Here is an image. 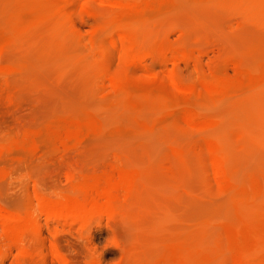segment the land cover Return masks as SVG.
<instances>
[{"label":"rangeland","instance_id":"374dc122","mask_svg":"<svg viewBox=\"0 0 264 264\" xmlns=\"http://www.w3.org/2000/svg\"><path fill=\"white\" fill-rule=\"evenodd\" d=\"M115 2L0 0V264L262 262L264 0ZM96 176L112 215L42 205Z\"/></svg>","mask_w":264,"mask_h":264},{"label":"bare ground","instance_id":"6f19581e","mask_svg":"<svg viewBox=\"0 0 264 264\" xmlns=\"http://www.w3.org/2000/svg\"><path fill=\"white\" fill-rule=\"evenodd\" d=\"M229 1V0H228ZM240 1H243V0H240ZM255 1H257V0H255ZM112 2H115V0H112ZM124 2V1H123ZM239 2V1H238ZM247 2V1H246ZM251 2V1H250ZM261 2V1H260ZM259 2V3H260ZM33 3V2H32ZM115 3H117V5H118V3H119V1L118 2H115ZM234 3V2H233ZM232 3V4H233ZM240 3V2H239ZM255 2H253V4H254ZM258 3V2H257ZM258 3V4H259ZM113 4V3H112ZM121 4H123V3H119V5H121ZM134 4V3H133ZM133 4H129L130 6H132ZM235 4V3H234ZM116 5V6H117ZM129 5H128V7H129ZM242 5V4H241ZM246 6V5H245ZM254 6H256V7H259V6H257L256 4L254 5ZM46 7V6H45ZM113 7H115V6H113ZM117 7H120V6H117ZM123 7V6H122ZM133 7V6H132ZM240 7V6H239ZM251 7V6H250ZM124 8V7H123ZM130 8V7H129ZM238 8V7H237ZM248 8V7H247ZM254 8V7H253ZM252 8V9H253ZM34 9V8H33ZM121 9V8H120ZM245 9V8H244ZM263 9V8H262ZM47 10V9H46ZM250 10V9H249ZM255 10V9H254ZM247 13V12H246ZM249 14V13H248ZM58 18V17H57ZM254 18V17H253ZM46 21H48V20H46ZM125 23V22H124ZM113 24V23H112ZM114 24H115V22H114ZM113 24V25H114ZM118 24V23H117ZM107 25H108V23H107ZM123 25V24H122ZM101 26V25H100ZM106 26V25H105ZM120 26V25H119ZM103 27H104V25H103ZM109 27V26H108ZM107 27V28H108ZM106 28V27H105ZM114 28H117V27H114ZM101 29V28H100ZM119 29H121V28H119ZM102 30H104V29H102ZM110 30V29H109ZM113 31V30H112ZM100 32H101V30H100ZM106 32H103L102 34H103V36H104V34H105ZM99 34V33H98ZM102 34H100V35H102ZM124 34V33H123ZM96 35V34H95ZM117 35V34H116ZM119 36V35H118ZM101 37V36H100ZM100 37H98V38H100ZM116 38H118L117 36H115ZM122 37V36H121ZM116 40V39H115ZM119 40V39H118ZM124 40V39H123ZM111 43H112V41H111ZM114 44V43H113ZM130 47V46H129ZM127 48V49H130V48ZM119 50V49H118ZM131 50V49H130ZM134 50V49H133ZM201 50V49H200ZM102 52V51H101ZM1 54V53H0ZM181 54V53H180ZM182 55V54H181ZM133 55H131V57H132ZM135 56H136V58L138 59H140L141 57H140V55H138L139 57H137V55L135 54ZM143 57V56H142ZM132 58H134V57H132ZM132 58H130V60H133ZM135 58V59H136ZM145 58V57H144ZM137 62H139V61H137ZM4 68V67H3ZM241 71V70H240ZM261 73V72H260ZM242 75V74H241ZM240 75V77L242 78V76ZM260 75V74H259ZM149 76V75H148ZM260 77V76H259ZM171 78V77H170ZM114 79H115V77H114ZM123 79V78H122ZM168 79V78H167ZM235 79V78H234ZM222 80V79H221ZM122 81V80H121ZM170 81V80H169ZM210 81H212V80H210ZM215 81V80H214ZM228 81V80H227ZM173 82V81H172ZM206 82V81H205ZM231 82V81H230ZM118 83V82H117ZM228 83V82H227ZM174 84V83H173ZM173 84H171V85H173ZM211 84V83H210ZM210 84L208 85V87H211V89H213L212 88V86H210ZM215 84V83H214ZM170 85V86H171ZM220 85V84H219ZM222 85V84H221ZM225 85H226V83H225ZM180 86V85H179ZM207 86V85H206ZM177 87V86H176ZM177 88H179V87H177ZM183 87H181V89H182ZM188 88V87H187ZM181 89H179V90H181ZM188 89H191L190 87L188 88ZM195 89V88H194ZM207 89H209V88H207ZM210 89V90H211ZM184 90V89H183ZM193 90V89H192ZM192 90H190V91H192ZM197 90V89H196ZM196 90H195V92H196ZM178 91V90H177ZM194 91V90H193ZM182 92V90L180 91V93ZM186 92V91H185ZM185 92H182L183 93V95H184V93ZM123 93V92H122ZM186 93H188V95H189V93L190 92H186ZM210 93V92H209ZM133 94V95H132ZM138 94H140L139 92H137V94L136 93H131V95L133 96V97H137V96H135V95H138ZM121 95V94H120ZM130 95V97H132ZM144 95V94H143ZM140 96V95H139ZM138 96V97H139ZM147 96V95H146ZM123 97V96H122ZM143 97V96H142ZM148 97V96H147ZM150 97V96H149ZM189 97V96H188ZM193 97V96H192ZM121 98V97H120ZM124 99V98H123ZM141 99V98H140ZM139 99V100H140ZM152 99V98H151ZM151 99H149V100H151ZM154 99V98H153ZM157 99V98H156ZM185 99V98H184ZM191 99V98H190ZM135 100H137V99H135ZM148 100V101H149ZM138 101V100H137ZM155 101V100H154ZM156 101H158V100H156ZM135 102V101H134ZM138 102H142L141 100L140 101H138ZM146 102V101H145ZM159 102V101H158ZM149 103V102H148ZM153 103V102H152ZM155 103V102H154ZM153 103V104H154ZM157 103V102H156ZM158 104V103H157ZM160 104H161V102H160ZM149 105V104H148ZM156 105V104H155ZM154 105V106H155ZM183 105V104H182ZM181 105V106H182ZM153 106V105H152ZM153 106V107H154ZM142 107V106H141ZM148 107V106H147ZM180 107V106H179ZM182 107H184V106H182ZM188 107V106H187ZM140 109V108H139ZM150 109V108H149ZM162 109V108H161ZM173 109H174V107H173ZM188 109V108H187ZM126 110V109H125ZM155 110L156 109H154L153 111L155 112ZM160 110V109H159ZM158 110V111H159ZM164 110V109H163ZM195 110V109H194ZM187 112V111H186ZM186 112L184 113L185 114V116H186ZM155 113H158V112H155ZM192 113V112H191ZM191 113H189L190 115H191ZM167 114V113H166ZM188 114V113H187ZM157 115V114H156ZM137 116V115H136ZM184 116V115H183ZM184 116V117H185ZM193 116L194 115H192V118H193ZM188 117V116H187ZM189 117H191V116H189ZM188 117V118H189ZM187 119V118H186ZM155 124V123H154ZM67 125H71V124H67ZM73 125V124H72ZM71 125V126H72ZM196 125V124H195ZM61 126V125H60ZM70 126V127H71ZM82 126V125H81ZM168 126V125H167ZM65 127V126H64ZM69 127V128H70ZM73 127H75V123H74V126ZM72 127V128H73ZM77 128H79L80 129V127H77ZM55 129V128H54ZM79 129H77L78 131H79ZM82 129V128H81ZM68 130V129H67ZM70 130V129H69ZM64 131H66V130H64ZM64 131H61V133H62V135H61V137L60 138H57V139H61V138H65V140H67V138L69 137L68 136V134L69 135H71V133H72V131H74V130H71V132L69 133V132H67L66 131V133H68L67 134V136L65 137V135H66V133L64 132ZM63 132H64V136H63ZM75 132V131H74ZM58 133H60V132H58ZM57 134V133H56ZM55 134V135H56ZM76 134V133H75ZM54 135V136H55ZM80 135V134H79ZM57 137L59 136V134L58 135H56ZM63 136V137H62ZM72 136V135H71ZM77 136V135H76ZM73 137H74V134H73ZM60 140V141H62V142H59L61 145H60V147H61V149H63L64 147H65V149H66V146H67V144L69 143H63V141L64 140ZM56 142V141H55ZM67 142V141H66ZM34 143V142H33ZM58 143V142H57ZM56 143V144H57ZM62 145H63V148H62ZM37 146V145H36ZM58 147V146H57ZM60 147H58V148H60ZM68 147V146H67ZM60 149V150H61ZM64 149V150H65ZM56 150H58V149H56ZM178 155H180V157H178V158H181L182 157V154L181 153H179ZM181 160V159H180ZM80 163V162H79ZM219 164H220V162H219ZM77 165V164H76ZM68 168V167H67ZM72 169V168H71ZM116 173V172H115ZM81 174V173H80ZM83 174V173H82ZM76 176V175H75ZM67 177V176H66ZM130 177L132 178L133 176L130 174ZM129 177V180L131 179ZM101 177H99L98 178V176H96V177H94V178H90V180L88 181V182H86L85 183V185L82 187L83 188V191L84 192H82V191H80V193H79V189L77 190L78 191V193L79 194H81L82 193V195H84V197H82V198H84V199H80L79 201H78V198L75 200V203H73L72 201L73 200H70L71 202L69 203V204H64L63 203V205L61 204L60 206L61 207H58L57 206V204L56 203H53V204H49V203H51V202H48V204L45 202H42V205H44V204H46L47 206H45L46 207V209H48V210H50V213H52V212H54V213H52V214H55V215H57L58 216V218H60V216H67L68 217V219H70L71 218V220H72V222H74V220L73 219H76L75 221H78L79 223H82V224H86L87 222H88V220H89V218L90 219H92V217L93 216H95V215H99V213H102V212H106V213H103L104 215L106 214V216H108V214H107V212L109 211V210H111V212H110V214L112 215V213L114 212V210L112 211V209H113V206H114V208L116 207L114 204H115V202L117 203V199H118V195H117V190L116 189H118V187H117V185H118V183L117 182H121V181H119L118 179L117 180H113L112 178L111 179H107V180H102V179H100ZM103 178V177H102ZM114 178V177H113ZM127 178H128V176H127ZM76 179V178H75ZM128 180V179H127ZM77 181V180H76ZM80 182V181H79ZM124 185H126V184H124ZM128 185H130V184H128ZM123 186V184H122V182H121V186L120 187H122ZM79 187V186H78ZM126 188V187H125ZM124 188V189H125ZM120 189V188H119ZM121 190V189H120ZM244 190H246V189H243V191ZM254 190H255V188H254ZM257 190V189H256ZM248 192H249V190H247ZM252 191V190H251ZM258 191V190H257ZM264 191V190H263ZM242 192V191H241ZM259 192V191H258ZM84 193V194H83ZM254 193V192H253ZM253 193H250V196H251V194H253ZM259 193H261L262 195H264L261 191L259 192ZM237 194H238V192H237ZM237 194H235V200H236V198H237V196H238V198H239V196H243L242 197V200L244 201V200H248L249 198H248V195H242V194H240V195H237ZM244 194V193H243ZM247 194V193H246ZM249 194V193H248ZM77 195V194H76ZM254 195V194H253ZM258 195H260V194H258ZM261 195V196H262ZM75 196V195H74ZM81 196V195H80ZM252 198H253V196H251ZM257 197V196H256ZM237 198V199H238ZM248 198V199H247ZM119 200V199H118ZM241 201V199H238V201ZM252 200L253 199H251V202H252ZM257 200V199H256ZM259 200H261V198L259 199ZM250 201L248 202L247 201V204L248 203H251ZM257 202H258V200H257ZM264 201H261L260 203H263ZM240 203V202H239ZM245 203V202H244ZM244 203H242L241 202V204H244ZM255 203V202H254ZM57 207H56V206ZM250 205H252V203L250 204ZM249 205V206H250ZM261 205H263V204H261ZM247 205H245V207H246ZM253 206V205H252ZM252 206H250V207H252ZM256 206H258V204L256 205ZM241 207V206H240ZM254 207H255V205H254ZM254 207H252L253 208V210H256V209H258L257 207L254 209ZM263 207V206H262ZM261 206L259 207L260 208V210H262L261 208H262ZM42 208H44V207H41V210H42ZM238 208V207H237ZM248 208V207H247ZM46 209H43V211L44 210H46ZM250 210V209H249ZM252 209H251V211H253ZM260 210H258V211H260ZM239 211H241V210H239ZM246 211V210H245ZM250 211V212H251ZM46 212V211H45ZM243 212H244V210H243ZM257 212V211H256ZM261 212V211H260ZM242 213V212H241ZM245 213V212H244ZM253 213H255L254 211H253ZM48 214H49V211H48ZM47 214V215H48ZM109 214V215H110ZM252 214V213H251ZM47 215H46V217H47ZM255 215H259L258 213L257 214H255ZM254 215V216H255ZM6 216H12L11 218L12 219H16L15 220V223H17V225L19 224V223H24L23 221H25V223L27 222L28 224H29V221H28V219H30V218H25L24 216H23V220L20 218V220H22V221H20L19 222V217L17 218L16 216H13V215H6ZM31 216V215H30ZM56 216V217H57ZM243 216V215H242ZM262 216V215H261ZM260 216V218H262L263 219V221H264V216L263 217H261ZM28 217H29V215H28ZM99 217H100V215H99ZM98 217V218H99ZM101 217H102V214H101ZM246 218H247V216H245ZM8 220H9V218L8 217H6ZM24 218L25 219H27V220H24ZM54 218V217H53ZM97 218V217H96ZM255 218V217H254ZM256 218H258V217H256ZM63 219V218H62ZM65 219V218H64ZM33 220V219H32ZM255 220H257V219H255ZM11 221V220H10ZM14 221V220H13ZM13 221H11V222H13ZM70 221V220H69ZM261 222V221H260ZM21 223V224H22ZM23 224V225H25L26 226V228H27V230H28V228H29V226H27V224ZM30 223H31V221H30ZM34 223V222H33ZM33 223H31V225H30V228H33L35 225H32ZM258 224H259V222H257ZM261 224V223H260ZM23 225H18L17 226V228H16V225H15V227L14 228H16V230L17 231H19V229H18V227L20 228V230L22 229L21 227L23 226ZM264 225V223L262 224V226ZM14 226V225H13ZM25 226H23V228L25 229ZM259 226V225H258ZM261 226V227H262ZM264 227V226H263ZM29 228V229H30ZM23 230V229H22ZM21 230V232H23ZM26 230V231H27ZM32 230V229H31ZM259 230V229H258ZM260 230H261V228H260ZM7 232V231H6ZM11 232V231H10ZM9 232V233H10ZM31 232V231H30ZM19 233H20V231H19ZM25 233V232H24ZM7 234H8V232H7ZM21 234H23V233H21ZM33 234V233H32ZM255 234L257 235V236H255ZM27 235V234H26ZM260 234L259 233H252V234H248L247 235V239H252V240H254L253 242H256V244H257V241L259 240V238L261 237V238H264V236L262 237V234H261V236H259ZM10 236V235H9ZM18 236V235H17ZM11 237H12V239H7V240H9L8 242L11 244V245H13V244H16V242H23L22 240L21 241H19L20 239H19V237H21L20 235L18 236V238H16L15 236H12L11 235ZM23 237V236H22ZM33 237H35V235L33 236ZM0 238H2V237H0ZM13 238H15V239H13ZM18 239V240H17ZM240 239V238H239ZM242 239L244 240V238L242 237ZM247 239H245V241H247ZM249 239V240H250ZM10 240H13V244H12V241H10ZM14 240H17L16 242L14 241ZM261 240V239H260ZM259 240V244L260 243H264V239H262L263 241L261 242ZM6 241V240H5ZM4 241V242H5ZM242 241V240H241ZM7 242V243H8ZM240 242V241H239ZM238 242V243H239ZM6 243V242H5ZM237 243V244H238ZM244 243V242H243ZM241 244V245H243L244 246V244ZM245 243H249V242H245ZM262 243V244H263ZM18 244V243H17ZM16 244V245H17ZM22 244V243H21ZM178 244V243H177ZM219 244V243H218ZM251 244H252V241H251ZM256 244H254V247L256 246ZM258 244V245H259ZM261 244V245H262ZM4 244L2 243L1 244V246H3ZM19 245V244H18ZM17 245V246H18ZM249 245V244H248ZM264 245V244H263ZM262 245V250L261 251H264V246ZM0 246V247H1ZM10 246V245H9ZM9 246H7V248H9ZM174 246V245H173ZM181 246V245H180ZM219 246H221V245H219ZM245 246H247V244L245 245ZM244 246V247H245ZM253 246V245H252ZM260 246V245H259ZM4 247H5V245H4ZM21 247V246H20ZM184 247V246H183ZM11 248V247H10ZM22 248V247H21ZM180 248H182V247H180ZM184 248H186V247H184ZM1 249V251H3L2 250V248H0ZM3 249H5V248H3ZM26 249V251L27 252H29V254H27V257L30 255V251L29 250H27V248H25ZM217 249V248H216ZM250 249V248H249ZM258 249V248H257ZM23 251H24V249H22ZM174 250H176V249H174ZM174 250H173V253H174ZM179 250V249H178ZM185 249H183V251H184ZM196 250V249H195ZM247 250H248V248H247ZM255 250V249H254ZM0 251V252H1ZM6 251V250H5ZM20 251V250H19ZM22 251V252H23ZM38 251V250H37ZM250 251V250H249ZM4 252V251H3ZM3 252H1L2 254L1 255H3ZM26 252V253H27ZM180 252H181V250H180ZM199 252V251H198ZM217 252V251H216ZM259 252H260V250H259ZM221 253H222V251H221ZM262 253V252H261ZM180 254V253H179ZM178 254V256H180ZM186 254H187V251H186ZM200 254V253H199ZM216 254V253H215ZM214 254V255H215ZM250 254V253H249ZM21 255V254H20ZM181 255H182V253H181ZM201 255V254H200ZM219 255V254H218ZM258 255V254H257ZM256 255V256H257ZM197 256V255H196ZM206 256V255H205ZM208 256V255H207ZM211 256V255H210ZM245 256H247V254H245ZM263 256V255H262ZM262 256H259V257H261V258H258L257 260H259V262H258V264L260 263H262V264H264L263 263V260H264V258H263V260H262V262L260 261L261 259H262ZM26 257V256H25ZM174 257V256H173ZM244 257V256H243ZM253 257H255V255L253 256ZM184 258V257H183ZM190 258H192V257H190ZM198 258H199V256H198ZM252 258V257H251ZM178 259V260H177ZM176 260V262L179 264V262L180 263H183V264H185L184 262H186L187 260H184L183 261V259L181 258V257H179V258H177ZM206 259V258H205ZM243 259V258H242ZM248 259V258H247ZM210 260V259H209ZM240 260V259H239ZM207 261V260H206ZM171 262V261H170ZM173 262V261H172ZM165 263V262H164ZM187 263H188V261H187ZM186 263V264H187ZM254 263H257V261H255V262H253V264ZM174 264V263H173Z\"/></svg>","mask_w":264,"mask_h":264}]
</instances>
